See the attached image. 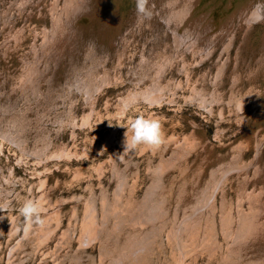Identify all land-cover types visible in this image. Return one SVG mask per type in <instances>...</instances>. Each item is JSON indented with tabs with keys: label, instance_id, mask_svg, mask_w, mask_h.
I'll return each instance as SVG.
<instances>
[{
	"label": "rangeland",
	"instance_id": "1",
	"mask_svg": "<svg viewBox=\"0 0 264 264\" xmlns=\"http://www.w3.org/2000/svg\"><path fill=\"white\" fill-rule=\"evenodd\" d=\"M90 1L93 4L91 11L94 14L83 25L86 41L82 36L80 44L76 42L74 46L80 47L85 56V44L90 42L92 35L96 34L100 37L108 30L107 36L104 37L102 34L104 39H100L102 44H105L103 48H106L107 55L110 56L107 63L110 76L100 82V86L90 100L87 99L86 94L83 97L82 93H79L73 105L72 102L66 105L62 104L60 107L62 123H55L58 116L53 115L55 112L52 114L50 118L52 122H48L53 130L51 133L53 135L52 147L48 151V155L51 156V158L48 157L50 160L44 157V160L38 161L32 155H25V158L28 159L24 162L20 159L23 154L19 148L0 139V167H2L0 168V186L7 185L2 193L0 191V204H3V208H0L2 211H0V226H2L0 264L9 263L12 258L10 255L12 247L25 237L28 223L18 210L26 199H32L39 203L44 225L41 227L33 224V235L31 238L25 239L26 246L22 254H18V264H71L75 257L82 258L79 264H109L112 257L120 256L123 257V261L116 259L114 264H224L223 256L234 242L229 244L232 233H225L223 214L226 211L223 213L224 202L221 196V193L224 195L223 192L217 194L219 187L216 189L217 200L213 210L209 211L210 204L202 208L200 212H204L205 216L201 219L199 228L195 227L192 232H189V229L183 231V238L186 242L183 249L179 246V242L175 241L176 225L180 222L179 232L183 224L196 217L197 214L189 216L188 220L181 221L190 212L193 199L197 206L204 201L201 200L198 203L194 194L187 193L183 195L184 199H179L178 193L181 192V189L187 191L190 188H198L202 183L200 179L205 181V178L209 176V168L211 169L212 166L221 162L218 161V158L229 155L234 145L241 144L243 131L250 125L240 127L241 124L237 122V117H234L235 113H225L223 116L226 118H221L217 111L211 113L205 108L193 104L194 102L189 98L192 90L188 85L186 86L187 78L185 79L186 87L180 89L181 92L177 95V100L171 101L170 99L173 97L170 94L154 104L141 103L142 99L134 100V103L133 101L129 103L131 104L129 110L123 111L125 103L122 94L130 86L128 80L129 61L134 64L139 62L145 41L149 44L151 40L148 42L144 36H132L127 54L120 58L123 53L119 54L123 47L120 33L123 32L126 35L129 32L128 29L131 25L129 20L136 14L135 0ZM65 2V0H0V32L2 31L0 33V43L2 44L0 45V97L1 89L18 94L20 97L23 96V89L33 79L28 80V70L37 64L39 60L37 55L43 50L42 44L53 30L54 18L65 12ZM152 5L153 0H149L148 7L151 12ZM11 19L15 25H12ZM5 21H10L7 22L9 24L6 25L7 27ZM235 23V26L237 25L234 33L236 37H233L235 42L230 48L229 54H222L227 39H218L220 42L211 55L215 61L214 67L224 56H229L231 59L232 69L228 72L226 80H229V75L235 67L239 48L248 44V41L244 42L243 37L248 23L243 20L241 23L240 20ZM118 25L120 26L119 32L117 31ZM262 25L259 23L249 28L250 40L247 54L251 56L250 59H254L263 49L264 26ZM147 29L148 36H150L152 27ZM4 37L5 39H3ZM108 39H111L112 43ZM3 43L5 44L3 45ZM63 50L66 51V54L59 52L62 53L59 63L52 60L47 63L51 68L54 67V75H52L54 79L52 76V81L40 79L41 89L43 91L45 89V94H48L52 83L57 84L63 81L66 84L67 76L71 72L70 63L74 59L77 63L80 61L79 58L83 59L81 51H77L76 57L72 58L71 51L65 47ZM28 60L31 61L30 65ZM190 61V63L193 61L191 55ZM45 65L46 63H43V66ZM208 65H211V62ZM103 70L102 72L105 73ZM262 84L264 87V81ZM246 105L247 113H250L249 119H252L257 110H253L255 106L251 105L250 101ZM257 106L263 109L262 115H264V100ZM65 110L66 112H64ZM138 116L156 119L160 122L164 136L163 143L155 149L141 145L133 151L125 152L123 148L124 133L129 127V122ZM253 119L251 122L255 123L256 119ZM222 126L225 128L219 129ZM34 128H30V131H33ZM35 135L36 133L31 134V147L34 145ZM173 145L178 149L185 146L191 147L187 160L184 159V156L181 158L182 162L187 161V163L180 168L178 166L180 161H178L175 165L168 167L160 178L156 179L162 181L169 189L170 193L165 197L163 203L167 212L160 219L150 218L148 220L143 216L145 209L141 206L147 204L145 203L147 191L155 181V176L162 171V169L155 171V168L161 161L170 160L174 154ZM252 155L253 149L249 147L245 150L242 160L251 162ZM205 156L207 159L202 165L199 162ZM212 159L215 161L213 162ZM44 161L47 163L45 164ZM167 165H170V162ZM197 172H202L198 179L194 177ZM3 173L13 182L5 180ZM11 173L13 174L11 175ZM238 179H231L225 186L230 190L228 206L231 215L233 218L237 217V221H239L238 200L240 198ZM216 183L214 182L212 187ZM258 183L264 188V184L260 180ZM252 187L254 186L251 180L248 188L254 189ZM6 190L13 192L6 194ZM36 195L39 199L35 197ZM92 198L96 201L94 211H97V216L95 230L89 231V226L92 224L88 220L90 202H92L89 199ZM39 200H43V203ZM96 226H100V228H96ZM238 226L237 224L235 232H237ZM132 233H137L138 237L147 234V238H151L139 259H136L135 256L140 250L133 251L138 243L129 241ZM20 235L22 236L18 238ZM177 235L179 236V234ZM128 241L129 244L126 245ZM115 242H118L119 246L125 247L115 248L113 246ZM14 261L13 264H15Z\"/></svg>",
	"mask_w": 264,
	"mask_h": 264
},
{
	"label": "bare ground",
	"instance_id": "2",
	"mask_svg": "<svg viewBox=\"0 0 264 264\" xmlns=\"http://www.w3.org/2000/svg\"><path fill=\"white\" fill-rule=\"evenodd\" d=\"M65 1V12L57 18H54L53 30L50 32V36H47L44 40L42 44L43 50L37 55L39 56V60L34 67H30L28 70V80L33 79L30 80V83H28L23 89V96L20 97L18 94L9 93L5 89H1L0 139L5 142L7 141L8 143L10 142L16 148H19L21 154H23L21 155L19 153L21 155L20 159L24 160V162L28 159L25 158V155H32L34 156V159L36 158L38 161L44 160V157L48 158L50 156L48 155V151L50 147H52L51 145L53 142V135L51 134L53 133V130L48 125V122H52L50 119L52 114L55 112L53 115L56 117L58 116L55 123H62L60 118L62 113L60 107L62 104L66 105L72 102L73 105L75 100H77L79 93H82L83 97L86 94L87 99L90 100L100 86V82L110 76L109 65H107L110 56L107 55L106 48H103L105 44H102L100 39L103 38V33L100 37L96 34L92 35L90 42L85 44V56L80 47L76 48L74 46L76 42H79L80 44L81 37L85 36L83 25L85 24V21L89 20L94 14V12L91 11L93 4L90 0ZM258 2L259 0H153L152 6L154 7H150L153 12H151V18H143L138 16L136 12V14H134L129 20L131 23L130 28L128 29L129 32L126 35L123 32L120 33L123 41V47H119L121 48L119 54L123 52L120 55V58H123V55L127 54V49L132 36H144L148 42L151 40L149 44L145 41L143 45L144 50L142 51L139 62L134 64L129 61L130 71L128 73V80L130 86H128L126 91L122 94L124 103H130L134 100H139L142 97H147L152 101L151 103L154 104L168 94L173 97L170 100L175 101L177 100V95L181 92L180 89H183L188 85L192 90V94L189 98L192 99L194 102L193 104L205 108L211 113L217 111L221 118H226V116H223L225 113H235L234 117H237V122L241 124L240 127L250 125L248 129L243 131L244 134L242 136L241 144L234 145L232 147V152H230L229 155L218 158V161L221 162L212 166L211 169L209 168V176L205 178V181L200 179V182L202 183L198 188H193L194 190L190 188L187 191L181 189V192L178 193L179 199H184L183 195L187 193L194 194L198 203H200L201 200L204 201L197 206V203L194 202L193 199L190 212H188L181 221L183 222L184 219L188 220L189 216L197 214L196 217L183 224L179 232L178 228L180 222L176 225L175 241H178L179 246L183 249L186 245L183 238V231L189 229V232H192L195 227L199 228V225H201V219L205 216V213L200 211L209 204V211L213 210L216 207V189L219 187L217 194L223 192L224 195L221 193V196L223 197L224 202L223 213L226 211L224 214L222 213L225 233H232V238L229 244L234 242L232 247H229L226 254L223 256L224 264H264V188L258 183L260 180L262 184H264V122H262L264 115H262L263 109L258 108L257 106L264 100V87L262 86V82L264 81V46L260 51V54L255 56L254 59H250L251 56L247 54V47L250 40L249 28L255 26V24L251 25L248 23L247 29H245L243 37L244 42L247 43L248 41V44L239 48V53H237L238 55L236 54L235 59L236 64L232 73L229 75V80H226L228 72L232 69L229 56H224L214 67L213 65L215 61L211 55L214 53L215 48H217L218 43L220 42L218 39H227L226 42L224 41L226 46L223 48L222 54H229V50L235 42V38L233 37H236V35H234L237 28L235 22L238 20H240V23L241 20L246 21L247 15ZM96 9L97 7L95 10ZM5 22V26L9 25L7 24L8 21ZM261 24L264 26V23ZM12 25L15 24L13 23ZM2 26L5 27L4 25ZM150 26L152 27V34L148 36L147 28ZM119 28L120 26L118 25V32ZM107 33L108 30L105 31L103 36H107ZM95 37H97V40H95ZM262 38L264 45V36H262ZM3 39H5V37ZM108 40L111 42V39ZM68 43L70 44L66 47ZM4 44L5 43H3V45ZM0 45L2 44L0 43ZM64 47L72 52V58L76 57L77 51H81L83 59L79 58V63H77L75 59L70 63L71 72L68 76L66 75V84H64L63 81L57 84L52 83L48 94H45V89L44 91L41 89L40 79L44 78V80L52 81L54 67L51 68L47 63H49L50 60L59 63L61 60L60 55L62 53L66 54V51L63 50ZM190 55L193 56L192 63H190ZM249 59L251 60L250 62ZM206 60L208 61L204 65H201V63ZM30 62L31 61H29V65ZM209 62H211V65H208ZM43 63H46V65L43 66ZM102 69H104L103 71H105V73L102 72ZM48 70L50 71L47 72ZM186 78L187 84L185 86ZM68 94L71 96L69 97ZM249 101L251 102V105L254 104L255 106L253 110H257L252 119H249L250 113H247L246 104ZM142 102L143 101H141V103ZM35 104L36 106H34ZM77 105L79 104L77 103ZM70 107L72 108V106ZM64 112H66V110ZM253 118L256 119L255 123L251 122V120H254ZM33 127H35L34 130L30 131V128ZM224 128L225 127L222 126L219 129ZM33 133H36V135L34 136V145L31 147V134ZM249 147H252L253 155L251 162H246L244 159L242 160V158L245 150ZM172 148L174 154L171 156L170 160L168 159L166 162L161 161V163L155 168V171H159L160 169H162V171L159 175L155 176V181L147 191L145 198V203L147 204L141 206V208L143 207L145 209V214L143 213L144 215H142L148 220H150V218L160 219L167 212V209L163 207V203L165 197L170 192L168 187L164 185L162 181H157L156 179L160 178L168 167L175 165L178 161H180L178 166L183 167L187 161L182 162L181 158L184 156V159L187 160L188 152H190L191 147L185 146L182 149H178L173 145ZM58 155H60V153H58ZM206 159L207 156L203 157L199 163L204 165ZM212 161L214 162L215 160L212 159ZM44 162L45 164L47 163L46 161ZM168 162H170V165H167ZM46 170H48L47 167ZM6 171L7 168L5 172ZM201 173L202 172L195 173L194 177L198 179L201 176ZM12 174L13 173H11V175ZM13 178H15V176ZM237 178H239L238 187L240 194L238 200L239 221H237V217L233 218L231 215L228 206L230 202V190L225 188L226 184H228L231 179L235 180ZM4 179L8 182H13V180L11 178L8 179L5 174ZM251 180L254 186L252 188L254 189L248 188ZM214 182L217 183L212 187ZM5 186H0L1 193L4 191ZM164 190H166V192H164ZM118 191L120 192V190ZM192 191L193 193H191ZM10 192L13 191H5L6 194ZM18 194L20 193L18 192ZM33 195H35L34 192ZM35 197L38 198L37 195ZM89 200L92 201L90 202V211L88 212V220L92 223L89 226V231H91L92 229L95 230L94 225L96 222L95 218L97 216V211H94L95 199L92 198ZM40 202L43 203V200ZM41 203L40 205H42ZM247 206H249V210L247 209ZM234 209H236L235 206ZM233 223H235L234 227ZM237 224L239 226L237 232H235ZM26 227L25 237L21 238L11 249L10 255L12 258L8 264H13V260H15V264H18V254H22V251L26 246L25 239L28 237L31 238L33 235V224H28ZM96 228H100V226H96ZM1 230L2 226H0V235ZM17 230L20 229L17 228ZM42 233L44 234V232ZM177 234H179V236ZM86 237L88 236L86 235ZM147 237V234L140 237L137 236V233L130 234L129 241L138 243V245L133 248V251L140 250L135 256L136 259L141 257V254L143 253L142 251L147 248V245L151 241V238L149 239ZM152 238L154 239L155 237ZM129 241L126 245L129 244ZM117 243L118 242H115L113 245L115 248L125 247L119 246ZM81 259V257H75L71 261V264H79ZM116 259H118V261H123L122 256L117 258L112 257L109 264H114Z\"/></svg>",
	"mask_w": 264,
	"mask_h": 264
},
{
	"label": "clouds",
	"instance_id": "3",
	"mask_svg": "<svg viewBox=\"0 0 264 264\" xmlns=\"http://www.w3.org/2000/svg\"><path fill=\"white\" fill-rule=\"evenodd\" d=\"M135 5L138 16L146 19L151 18L152 13L148 7L149 0H135ZM245 22L251 25L264 23V0H259V2L256 3L254 8L247 15ZM141 99L145 103L152 102L147 97H142ZM134 102L135 101H133V103ZM130 107L131 104L126 102L123 106V111L127 112ZM163 140L162 126L158 120L138 116L131 120L129 122V127L126 128L123 148L125 152L133 151L141 145L155 149L163 143ZM0 208H3V204H0ZM18 211L29 225L35 224L41 227L44 225V219L41 215L42 209L37 201L32 199L25 200Z\"/></svg>",
	"mask_w": 264,
	"mask_h": 264
}]
</instances>
